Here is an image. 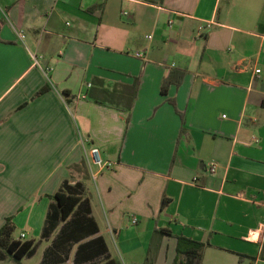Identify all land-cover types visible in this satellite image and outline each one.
Listing matches in <instances>:
<instances>
[{
  "label": "crops",
  "instance_id": "1",
  "mask_svg": "<svg viewBox=\"0 0 264 264\" xmlns=\"http://www.w3.org/2000/svg\"><path fill=\"white\" fill-rule=\"evenodd\" d=\"M64 181L97 228L81 240L63 221L42 237ZM12 216L36 248L0 264L40 246L34 264H74L95 238L82 264L116 263L109 240L126 264H182L179 235L200 264L264 263V0H0V227Z\"/></svg>",
  "mask_w": 264,
  "mask_h": 264
},
{
  "label": "trees",
  "instance_id": "2",
  "mask_svg": "<svg viewBox=\"0 0 264 264\" xmlns=\"http://www.w3.org/2000/svg\"><path fill=\"white\" fill-rule=\"evenodd\" d=\"M185 75L184 69L172 68L168 74L162 79L161 92L164 93L167 87L171 84L179 85ZM64 95L68 93L63 92ZM77 185H70L64 181L58 190L52 195L55 201V210L48 213L46 217V225L44 226L42 237H47L58 224L63 221L62 231L70 232L75 240H81L88 234L96 232L95 225H90L88 221L91 220L83 214L84 217L77 215L78 209L83 202L81 193L76 189ZM165 200H162V205ZM74 216V217H73ZM73 217V218H72ZM76 217V218H75ZM94 223V222H93ZM72 225L70 229L69 226ZM66 231V232H65ZM15 225L11 217H7L0 227V247L10 254L12 258L19 261L23 257L31 256L36 248V241L32 238L21 239L14 237ZM158 233L162 235H170V230L166 228L158 229ZM176 251L177 254L184 256L182 264H200L201 262V249L203 243L191 239L189 237L179 235L176 237ZM102 240L100 238L90 239L78 245V254L74 264H82L84 262H91V260L100 252ZM101 245V246H100ZM111 261H106L105 264H110ZM116 264V263H111Z\"/></svg>",
  "mask_w": 264,
  "mask_h": 264
},
{
  "label": "built area",
  "instance_id": "3",
  "mask_svg": "<svg viewBox=\"0 0 264 264\" xmlns=\"http://www.w3.org/2000/svg\"><path fill=\"white\" fill-rule=\"evenodd\" d=\"M201 27H202V28H203V27H204V28H208V27H210V23H205V25H202ZM17 35H18V37L20 38V40H23V39L25 38L24 33H22L21 31H18V32H17ZM136 55H137V56H140L141 54L138 52V53H136ZM33 58H34V57H33ZM34 61H37L36 58H34ZM256 71H259V69H256ZM82 147H83V150H84V153H85V156H86V157L88 156L87 154H89V157H91L92 160H93L96 164H98V165H100V166H105V167H107V168L110 167L111 163H109V162H107V163L104 162V163H103V162H102V159L100 158V155H99V152H98V149H97V148H91V149L89 150V153H87V151H86V149H85L83 143H82ZM214 168H215V165H214L213 163H209V164H208V169H209L210 171H213ZM135 221H136V218L133 217V218H132V222L134 223ZM23 237H24V234L21 233V234H20V238H23Z\"/></svg>",
  "mask_w": 264,
  "mask_h": 264
},
{
  "label": "rangeland",
  "instance_id": "4",
  "mask_svg": "<svg viewBox=\"0 0 264 264\" xmlns=\"http://www.w3.org/2000/svg\"><path fill=\"white\" fill-rule=\"evenodd\" d=\"M91 183H92V187L95 188V185H96V180L95 178H92L91 177ZM34 214H37L36 211L33 212ZM19 217H22L21 215ZM12 220H14V216L11 217ZM22 218H20V221H21ZM17 233V232H16ZM17 235V234H16ZM33 236H36L32 233ZM109 245H110V248H111V254L112 256L115 258V261L117 264H126V262H124V260L120 257V255L117 253L116 251V248H115V245L112 241L109 240ZM41 249H42V246L39 247V251L38 253L33 256L32 258L30 259H25L23 260L24 261V264H34L35 262L38 261L39 257H40V253H41ZM259 264H264V263H259Z\"/></svg>",
  "mask_w": 264,
  "mask_h": 264
}]
</instances>
